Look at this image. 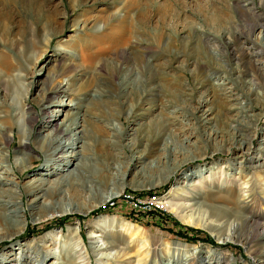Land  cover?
Listing matches in <instances>:
<instances>
[{
  "label": "rangeland",
  "instance_id": "obj_1",
  "mask_svg": "<svg viewBox=\"0 0 264 264\" xmlns=\"http://www.w3.org/2000/svg\"><path fill=\"white\" fill-rule=\"evenodd\" d=\"M38 1L37 7L30 0H0V58L10 61L8 68H3L0 63V70L19 68V74L28 75L27 108L34 106L35 113L41 118L34 128L24 119L16 121L15 139L9 148L0 149V166L9 169L12 180L0 181V195L17 203L5 210L4 223L13 229L21 224L27 226L25 219L29 221L26 231L18 238L0 241V264H107L102 252L94 249L97 241L89 238L95 220L102 216L116 217L146 232L149 245L140 251L138 237L132 239L133 235H127L119 243L111 234L105 236L106 243L112 241L122 248L120 255L113 252L114 255L109 256L117 264H167L171 259L179 262L183 254L176 250L177 243L227 254L229 258L219 264H257L258 257L256 260L250 257L243 244H220L211 230L182 223L170 208L159 206L162 211L135 210L124 201L128 195H134L147 201L157 197L156 202H159L173 188H182L183 196L193 198L187 193L203 178H208L204 182L205 188L195 190L193 203H209V194L222 196L231 188L237 190L241 203L251 194L264 191V175L252 168L264 162V80L252 68L243 65L241 59L234 58L220 36L223 29L218 21L224 23L228 20L227 29L238 27L235 22L238 12L232 7L233 0H93L88 5L87 0ZM248 3H253L256 18H264V0H249ZM23 4L27 5L31 18L36 15L42 19L40 24L31 25L26 17L19 15L17 6ZM138 10H149L150 19L141 29L140 37L143 43L152 44L155 51L150 59L149 54L143 53L144 45L131 47L132 39L126 38L131 53L144 57V62L134 60L132 64L130 76L135 80H129L132 96L126 100L122 94L117 98L106 97L107 103L92 114H85L82 108H73L76 103L84 106L85 101H80L83 97L77 95H60L51 107L52 114L58 116V111L61 110V115L68 106L70 112L77 115L75 119L87 126V135L91 137L89 157L84 159V178H69L73 160L55 163L45 154L44 148H38L41 138L45 135L46 139L50 132L48 127L41 128L44 83L53 68L59 67L63 61L71 62V57L63 60L59 52L66 48L62 44L67 42L69 48L76 47L81 32L77 30L82 29V21L99 15L132 17ZM87 27L92 28L91 25ZM101 27L98 25L96 29ZM52 32L59 34L47 47L44 36ZM259 32L256 30L252 38L264 45ZM71 51L74 60L81 63V50ZM143 67L149 76L153 73L162 91H156L142 106L139 115L132 116L146 96L140 77L143 76ZM57 78L55 85L71 88L68 78ZM4 117L5 110L0 108V122ZM239 128L242 131L254 129L253 136L257 130L250 147L238 143ZM19 133L25 134L35 150H25L34 157L32 161L20 154ZM49 142L46 144L53 145ZM147 146L149 150L153 149L150 156L145 153ZM79 158V162L83 161ZM16 159L24 168L19 172L14 167L16 172L13 173L9 167L15 165ZM74 161L78 163V159ZM1 172L0 176H4L3 170ZM61 178L63 188L74 184L73 187L79 189V194L86 199L74 203L69 196L71 192L67 191L66 198L64 194L55 195L52 205L42 208L35 204L39 200L29 192L28 183L45 180L43 194L53 190V184ZM48 181L51 182L47 184ZM108 190L118 195L93 207L103 202L100 200ZM65 209H74L75 213L60 216L57 211ZM254 209L260 214L264 212V195ZM42 210L43 215L53 210V218L35 222L41 217ZM261 220L264 224V218ZM79 227L91 255L90 261L77 253L80 260L77 257L73 262L75 248L71 244L75 241L70 232ZM47 234L52 241L43 240ZM153 238L162 239L161 244H172L169 250L165 245L160 246L163 262H153L149 258ZM117 248L114 250L119 252ZM60 251L65 253V259L49 258L54 254L60 258Z\"/></svg>",
  "mask_w": 264,
  "mask_h": 264
},
{
  "label": "bare ground",
  "instance_id": "obj_2",
  "mask_svg": "<svg viewBox=\"0 0 264 264\" xmlns=\"http://www.w3.org/2000/svg\"><path fill=\"white\" fill-rule=\"evenodd\" d=\"M30 1L38 7V0ZM92 1L93 0H87V5ZM248 2L249 0H233L232 7L235 8V10L238 12L236 19L234 18L238 27H236V29H227L228 20H224V23L218 21V23L222 25L223 29L221 30L223 31V33L220 36L222 37L221 39L224 41V44L228 46V49L231 51L230 53L233 55V57L237 60L241 59L243 65L252 68V70L258 74L259 78L264 80V45H262L260 42L254 41V39L252 38L254 32L256 30H259V33H261L262 35L261 40L264 43V21L259 20L264 18L259 16L257 17V19L255 17L257 13L253 12L255 10L253 3ZM26 6V4L17 6L19 15L26 17L28 21L31 22V25L40 24L42 19L36 15H33L34 18H31L27 12ZM133 15L134 16L132 17H128L126 15H120L119 17H106L103 15L93 17L90 16L88 19L82 21V29L77 30L81 32L78 36L80 38L79 42H75L77 44L76 47L72 49L69 48L67 46L69 43L67 42L65 44H62L66 48H63L59 52L60 57L63 58V60L66 59L67 56L71 57V62L67 63L66 61H63L64 63H61L59 67L53 68V72L48 74L47 81L44 83V87L42 89L43 100L41 101L42 103L40 105L42 109V115L44 116L41 128L48 127V130H50V132L47 133L48 136L46 139L44 138L45 135L41 138L38 148L40 150L41 148H44L45 154H47L50 159H53L55 163H69L73 160L71 168L69 169L71 174L69 178H84V159L85 157H89L88 142L91 137L87 135V132H89L87 126H85L84 124H80L81 122L75 119L77 115H75V113H71L68 109V106L66 108L67 110H65V112L61 115V110H59L58 116H54L52 114L51 107H54V105L56 104V97L60 95H72L73 97L77 95L79 97H83V99H80V101H85L84 106L82 105L83 103H76L74 104L73 108L79 110L82 108L83 110H85V114H92L93 111H95L96 109H100L101 106L107 103L105 101L106 97L117 98L122 94V96L126 100L130 98V96H132L133 93L129 89V86H132V84H129V80H133L130 76V74H132V64L134 60L144 62V57L141 55L138 56L135 53H131L129 49L128 39L126 38L129 36V38L132 39L131 47H141L142 45H144L145 51H143V53L146 52V55L149 54L151 56L150 59L154 57L153 52L155 51V48L152 44L143 43V40L140 37L142 34L141 29L150 19L149 10H138L135 11ZM247 17L251 19L252 22ZM76 24L78 28L80 21ZM90 25L92 28L87 27ZM98 25H101L102 27L96 29ZM58 34L59 33L52 32L49 33V35L44 36V40L46 39L45 44L47 47L51 44L55 37H58ZM33 35V38L36 39L34 30ZM226 41L228 43H226ZM77 48L81 50V63H78L74 60V54L71 55V50H76ZM0 63L3 68H8L10 65V61L6 58H0ZM142 70L143 76L140 74L141 79H143L141 80V85L143 87V93L145 92L146 96L142 99V103L140 105L141 107H138V111H134V113H132V116L139 115V111L143 109L142 106L145 105V103L155 95L156 91H162V89H160L158 80L154 79L153 73L149 76L148 74H146V71H144V67L142 68ZM19 72V68L0 70V108L2 110H5V117L0 122V149H4V147L6 146L9 148L11 146L12 141L15 139L14 133L16 121L24 119V121H26L27 124L32 128H34L36 124L41 121V118L35 113L36 111L34 109V106L27 108L26 100L28 98L29 90L27 89L28 85L26 84V82L28 75H21L19 74ZM243 75L246 74L243 73ZM56 77H58L57 79H59L60 77L68 78V83L69 85H71V88H65L61 87L60 85H55L54 83L56 81L54 82V80H56ZM258 95L260 94L258 93ZM16 100L17 102H15ZM125 104L126 101L125 103H122V106L124 107ZM242 130L243 129L240 128L238 129V131H240V133L238 134V143L241 146L243 144L244 146L252 145L253 137L255 138L257 136V130H255L254 136V129L253 131H251L252 129H245V131ZM19 134H21L19 142V148L21 150L20 154L23 157H27L28 160L30 159L32 161L34 157L29 155L25 150L29 149L34 152L35 150L32 148L31 142L26 140L25 134ZM59 138L61 139L59 140ZM48 142L50 144L53 143V145L50 146L46 144ZM78 147H80V149H78ZM81 152L82 156L80 155ZM145 153H147V156H150V154L153 153V149L150 148L149 150L147 146V149H145ZM79 157H81L83 161L79 162ZM74 159H78V163H76L77 160L74 161ZM18 161L19 159H16L15 165L13 167H9L13 173L16 172L14 167L17 168L19 172L20 169L24 168L22 162L19 164ZM182 165L183 164H181V166ZM252 168L257 173L264 175V162ZM2 170L4 176H0L1 183L8 181L12 182L10 178L11 172L9 171V169H6L2 166L0 174H2ZM23 172L21 171V173ZM61 180L62 178L57 183L53 184V190H50L47 193L45 192L43 194L41 193L44 192V188L42 186L46 182L45 180L38 181L39 183H28L30 187L29 192H33L39 200V202H36L35 204L41 205L42 208L49 204L52 205V203H54L53 201L55 195L59 194V196H61L64 194L66 198L67 191L71 192L69 193V196L71 201H73L74 203H78V201L80 202L83 198L86 197L83 196V194H79V189L76 188V190L75 187H73L74 184H71L69 188H63L61 186ZM207 180L208 178H203V181H197L192 189L188 191L187 194L193 196V198L188 196L186 197V195L183 196L181 191L184 190L182 188H173L168 196H166L164 199L159 200V206L172 209L171 212L176 215L182 223L188 226L204 229L208 228L212 231L210 232L215 236L216 240L220 244H243L244 246H246L247 254H249L250 257H254L255 260L258 257L257 264H264V224L261 220L262 218H264V212L260 214L254 209V207L262 201V195H264V191L251 194L247 200H244L242 202L243 206H241L242 203L240 202V197L237 195V190L234 188L227 190L226 193L222 196L209 194V203H193V200H195L194 195L197 192L195 190L205 188L204 182ZM49 182L51 181H48L47 184ZM117 195L118 193H111L108 190L106 195L100 200L103 202L94 205L93 207H97L98 205L106 203L108 200L113 199ZM3 198L4 197L0 195V241H3L5 239L14 240L26 231L25 227L28 226L29 221L25 219V225L27 226L21 224L18 225L17 228H9L7 224L4 223L3 214L6 215L5 210L15 207L17 203L13 199L11 200L9 198L10 200H6ZM79 205H81V203H79ZM38 206L34 207L36 208ZM239 210L242 211L241 214ZM8 212H10V210ZM57 212L60 216H63L74 214L75 210L73 209L68 211L67 209H65V211L62 210ZM43 213L44 211L42 210L40 212L41 217L39 218V220H35V222H45L47 218L49 219V217L52 219V216L55 212H53L52 210L51 212H47L44 215ZM93 228L94 229H92V231L90 232L89 238L91 240L97 241H95L96 245L94 249L97 252H102V256H104L102 257L103 261L107 260V264H117V262L114 260L112 261L109 256L114 255L113 252H115L116 254L119 253L118 255H120V251L122 250V248H120L117 244L115 245L114 242V244L111 243L112 241L110 242V244L105 242L104 239L107 234H111V236L113 238H116L119 243H121V240L126 238L125 236L127 235H133L132 239L138 237L141 240V244H139L141 248L139 249V251L149 245V242L146 239V232L141 227H136L128 222L124 223L122 222V220H119L116 217H98L94 222ZM77 229L78 230L75 229V231L72 230L70 232V237H72L71 239L75 241L71 244L73 248H75L73 249V251L75 250V253H72V256L74 257L73 262L78 257H76L77 253H80L79 256L81 258L84 257L85 260L86 258H88V260L90 261L91 255L87 247V243L83 238L82 229L80 227ZM48 236L49 235L47 234V236L43 237V240H47V242L52 241V239L48 238ZM161 240L162 239L153 238L152 245L150 244L151 248L153 247V249L148 252V255L153 262L160 263V261H162L160 246L165 245L167 246L168 250L170 249V247H172V244H167V242H163V244H161ZM133 242H135V240H133ZM117 246L120 249L118 250L119 252L115 251ZM177 246L178 248H176V250L180 251L183 254L181 261L175 262L174 259H171L168 260L167 264H210L211 261L214 262L213 264H219L220 262L222 263L224 259L229 258L227 254L222 253L219 250L209 252L204 249L201 250L199 248H193L183 243H177ZM78 247L81 248L78 249ZM59 256L60 258L57 257L56 254H54L53 256L50 255L49 258L51 260L52 258L53 260L61 258L65 259L64 252L60 251ZM207 259H209V262L207 261L208 263L206 262ZM73 264L79 263L74 262Z\"/></svg>",
  "mask_w": 264,
  "mask_h": 264
},
{
  "label": "built area",
  "instance_id": "obj_3",
  "mask_svg": "<svg viewBox=\"0 0 264 264\" xmlns=\"http://www.w3.org/2000/svg\"><path fill=\"white\" fill-rule=\"evenodd\" d=\"M157 197L152 198L151 201H147L141 197H137L134 195H128L127 198H125V202L128 206L135 210H145V211H162L159 207V202H156Z\"/></svg>",
  "mask_w": 264,
  "mask_h": 264
}]
</instances>
